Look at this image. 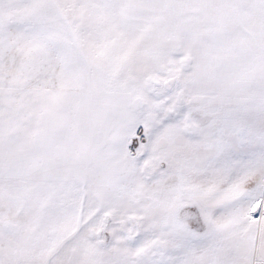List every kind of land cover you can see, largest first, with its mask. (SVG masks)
Wrapping results in <instances>:
<instances>
[{
  "label": "snow or ice",
  "instance_id": "1",
  "mask_svg": "<svg viewBox=\"0 0 264 264\" xmlns=\"http://www.w3.org/2000/svg\"><path fill=\"white\" fill-rule=\"evenodd\" d=\"M0 264H264V0H0Z\"/></svg>",
  "mask_w": 264,
  "mask_h": 264
}]
</instances>
